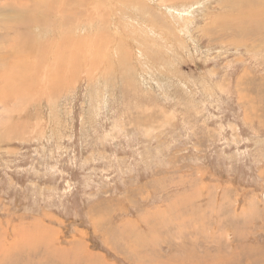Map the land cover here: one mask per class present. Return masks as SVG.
I'll return each instance as SVG.
<instances>
[{
	"label": "rangeland",
	"instance_id": "rangeland-1",
	"mask_svg": "<svg viewBox=\"0 0 264 264\" xmlns=\"http://www.w3.org/2000/svg\"><path fill=\"white\" fill-rule=\"evenodd\" d=\"M91 1L52 17L55 86L0 104V264H264V33L220 0Z\"/></svg>",
	"mask_w": 264,
	"mask_h": 264
},
{
	"label": "bare ground",
	"instance_id": "bare-ground-1",
	"mask_svg": "<svg viewBox=\"0 0 264 264\" xmlns=\"http://www.w3.org/2000/svg\"><path fill=\"white\" fill-rule=\"evenodd\" d=\"M62 1H63L62 3H59L58 0H45V1L44 0H30V2H32L33 5L29 8H25L26 5L24 4V2L22 0H19V3L23 6L22 8H20V11H14L16 9L15 7H14L15 9L11 8L12 11L11 10L9 11L10 15L8 16L9 13H7V17L4 16V19L1 20L3 23L6 24V26H3V25H2L3 27L0 26L1 34L4 30L5 34L7 35V37H5V34L3 33L2 37H1L3 39H0V41H1L0 42V104L1 105L8 104L9 101H15V100L19 101L20 96H21V98H23L24 96L32 97L35 95L34 93H35L36 89L38 91H42V92L45 90L48 91L49 89H51L52 87L55 86V81L57 79L56 77L59 76L60 72H61V74L65 73V71H63L65 68L64 66L67 65L68 63L71 64L70 61H71L72 57L69 56L70 51L68 48L70 41H69V38L66 36V34H65L66 31L64 29V26L68 22V15L69 14H66V15L60 17L58 20L52 19V17L58 18L59 15L61 13H63V11H65V9L68 7V4L65 5V0H62ZM66 2L69 3V0H66ZM90 2L92 3L91 0H90ZM172 2L174 4H178L177 1H172ZM220 2H221L222 11L224 9L225 12L229 14L228 15L229 21L226 22V25L222 24L223 22L222 23L218 22L219 19L221 20L222 18H226V16H224L226 13H224V15L220 14V15L215 16L216 17L215 18L216 24H217V26H219V28L221 27V30L223 29V30L229 31L227 33H230V32L232 33V31H233V32L237 33L238 35H242L245 38H247V37L251 38L254 36L257 37L258 35L261 36V34L264 33L263 32L264 31V0H220ZM19 3H18V5H19ZM25 3H27V1ZM85 6L87 7V5H85ZM94 7H95V5H94ZM87 8H86V11H87ZM77 9H79V8H77ZM80 9H82L81 6H80ZM136 9H137V7H136ZM138 9H139V7H138ZM68 10H72V8L70 7ZM95 10H97V9H95ZM92 11H94V10H92ZM89 12L91 13V10ZM114 14L115 13H113V15ZM212 14H214V13H212ZM122 15L123 14H121V16ZM88 16H89V14H88ZM147 16H148V14H147ZM110 17H111V15H110ZM98 18L100 19V17H98ZM50 19H52L53 21H51ZM232 19H234V20H232ZM85 20H87V19H85ZM148 20H149V18H148ZM106 23H108V22H106ZM87 24H91V23H87ZM73 25H76V24H73ZM152 26H153V24H152ZM81 27H82V24H81ZM93 28H95V27H93ZM100 28H101V26H100ZM216 31H217V28H216ZM224 32H226V31H224ZM103 34H102V37H103ZM112 39H114V38H112ZM4 40H6V42L7 41L12 42L11 44H9L8 48H6L7 47L6 45H5L6 47L3 46L2 42H4ZM88 40H89V38H88ZM86 44H88V43H86ZM99 44H100V42L97 45H99ZM81 47H82V45H81ZM96 54H97V52H96ZM77 55H78V53H77ZM89 57H91V56H89ZM60 67H63L62 71H61V69H59ZM104 74H105V72H104ZM106 74H108V72ZM66 76H67V74H66ZM61 81H63V80H61ZM57 95H59V94H57ZM57 95H55V96H57ZM47 96H49V95H47ZM59 96H61V95H59ZM54 98H56V97H53V99ZM62 99H64V98H62ZM12 127H13L12 134L14 133L15 136H17L16 132L19 131L18 127H16V126H12ZM12 138L14 139L13 136H12ZM184 228H186V227L184 226ZM163 231H164V229H163ZM181 260H183V259H181Z\"/></svg>",
	"mask_w": 264,
	"mask_h": 264
}]
</instances>
